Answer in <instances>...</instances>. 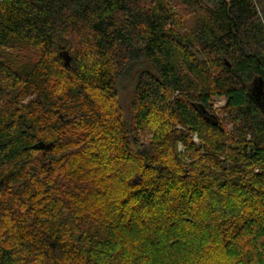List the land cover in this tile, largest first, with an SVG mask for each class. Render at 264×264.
I'll list each match as a JSON object with an SVG mask.
<instances>
[{
    "label": "trees",
    "instance_id": "obj_1",
    "mask_svg": "<svg viewBox=\"0 0 264 264\" xmlns=\"http://www.w3.org/2000/svg\"><path fill=\"white\" fill-rule=\"evenodd\" d=\"M260 77L264 0H0V264H264Z\"/></svg>",
    "mask_w": 264,
    "mask_h": 264
},
{
    "label": "rangeland",
    "instance_id": "obj_2",
    "mask_svg": "<svg viewBox=\"0 0 264 264\" xmlns=\"http://www.w3.org/2000/svg\"><path fill=\"white\" fill-rule=\"evenodd\" d=\"M195 23V20H191L189 21V24L190 26L192 27ZM142 67V64H139V66H135L129 73V75H126L123 79V81L121 82V85H120V89H121V99H122V102H123V105H124V108L126 110V112L128 114L129 113V110L131 109V106H130V99L132 97V91L134 89V85H135V82H136V78L138 77V73L140 72V68ZM224 102H223V99L219 100L217 98H214V107L215 109H220V108H223L224 107ZM221 116H224V113H221L220 114ZM151 136V135H149ZM195 141H198L197 137L195 136ZM142 142H145L147 143L148 141H146L145 138H142ZM181 150H184V147H183V144H180L179 145Z\"/></svg>",
    "mask_w": 264,
    "mask_h": 264
},
{
    "label": "water",
    "instance_id": "obj_3",
    "mask_svg": "<svg viewBox=\"0 0 264 264\" xmlns=\"http://www.w3.org/2000/svg\"><path fill=\"white\" fill-rule=\"evenodd\" d=\"M66 61H69V57L67 56L66 57ZM260 80V84H258L257 82H256V84H255V86H254V91H255V95H256V97H257V99L258 100H264V90H263V86H262V81H263V78L262 77H260L259 78Z\"/></svg>",
    "mask_w": 264,
    "mask_h": 264
}]
</instances>
